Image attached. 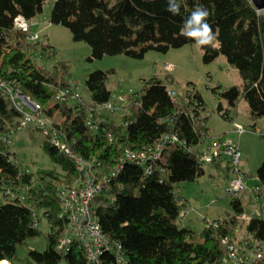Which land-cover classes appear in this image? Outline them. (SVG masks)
<instances>
[{"label":"trees","instance_id":"obj_1","mask_svg":"<svg viewBox=\"0 0 264 264\" xmlns=\"http://www.w3.org/2000/svg\"><path fill=\"white\" fill-rule=\"evenodd\" d=\"M46 2L0 0V76L42 104L74 155L46 136L44 146L61 168L38 167L34 171L23 165L10 150L23 112L0 92V190L13 193L4 194L7 200L0 202V262L10 259L15 264L22 259L37 264H90L85 249L78 245L63 254L57 250L66 222L60 216L58 192L81 173L75 155L94 159L98 174L103 175L113 171L127 147L166 141L165 158L152 173H146L141 163L127 161L111 178L109 187L97 195L96 213L110 242L122 245L130 264H222L229 241L237 240L239 252L249 257L229 264H264V258L257 257L258 251L264 255V217L250 218L244 236L238 239L236 229L243 226L239 215L244 212L239 197L233 200L232 212L209 222L201 231L182 219L186 202L178 185L205 172L200 144L210 133V113H203L206 106L202 94L191 90L183 96L177 93L176 98L162 78L152 76L135 92L131 88L125 91L128 101L118 118L96 110L114 94L111 77L115 70L110 68L89 73L86 85L91 101H78L73 91L59 98V91L70 84L69 62L58 59L51 68L41 63V55L54 54L50 44L40 40L44 50L35 49L29 32L17 28L15 22L19 14L31 20L44 10ZM179 2L180 14L173 15L167 10L168 0H56L50 20L70 27L75 39L88 41L92 46L90 58L116 53L142 57L152 48L167 51L194 42L181 33L184 21L202 5L210 13L207 22L219 45L202 46L204 59L211 61L224 54L244 78L243 88H225L222 96L235 108L244 93L252 114L264 115V9L259 10L252 0ZM172 65L167 68L175 67ZM214 90L219 91V86ZM217 109L230 117L232 107L225 109L220 102ZM91 113L93 119L102 120L87 124ZM110 133L115 134L114 139ZM166 134H176L178 140L169 142ZM258 174L264 180V159ZM35 212L47 217L52 227L46 235L47 248L42 251L29 244V237L42 233L35 224ZM112 260L114 253H106L102 264Z\"/></svg>","mask_w":264,"mask_h":264},{"label":"rangeland","instance_id":"obj_2","mask_svg":"<svg viewBox=\"0 0 264 264\" xmlns=\"http://www.w3.org/2000/svg\"><path fill=\"white\" fill-rule=\"evenodd\" d=\"M55 1L47 0L44 10L30 20L32 29L41 33L40 40L49 43V49L54 51L49 57L40 54L39 60L50 68L58 59L67 60L70 64L69 83L73 80L79 83L85 101H91V92L86 85V79L93 70L110 68L115 70L111 77V86L115 94H119L121 90L127 92L130 88L140 89L145 78L158 76L171 89L176 90L178 96L187 95L191 90L202 94L206 106L203 113H210L207 119L210 133L207 140L200 144L202 150L210 149L211 145L216 144L221 138H234L241 143L244 154L239 167L247 173L245 176L247 187L238 196L244 205V212L239 215L243 226H238L241 227L238 239L242 238L250 218L264 217V180L258 174L259 166L264 159V115L252 114L249 99L244 93L235 108L231 106L227 97L222 96L221 90L225 88L233 85H240L243 88L244 78L240 68L230 62L224 54L206 61L203 47L198 46L195 41L179 47H171L167 51L152 48L142 57L116 53L90 58L92 46L88 41L75 39L70 27L50 20ZM41 48L43 49L42 44ZM167 62L175 64V67L167 68ZM216 86H219V91L214 90ZM220 102L225 109L232 107L229 110L230 117L224 116L217 109ZM234 120L242 122L250 129L239 134L234 128ZM45 138L43 131L33 125L21 127L13 134L10 150L23 165L34 171L38 167L60 169V164L53 160L44 146ZM221 159L227 161L222 162L220 167L216 165V160L207 161L204 163L203 174L194 180L182 181L178 185L180 195L186 202L182 211V216L187 212L185 224L191 225L197 231H201L206 224L234 209L233 200L236 196L228 192V187L237 172L230 167L229 158ZM258 185L261 186L260 190H257ZM6 200L7 197L0 190V202ZM39 227L42 233L29 237V244L42 251L47 248L46 235L52 227L45 216L42 217ZM21 253L26 255L25 251ZM15 264H37V262L33 260L26 263L18 259Z\"/></svg>","mask_w":264,"mask_h":264},{"label":"built area","instance_id":"obj_3","mask_svg":"<svg viewBox=\"0 0 264 264\" xmlns=\"http://www.w3.org/2000/svg\"><path fill=\"white\" fill-rule=\"evenodd\" d=\"M15 22L17 28L29 32L31 45L35 49L41 48L39 41L42 35L39 31L32 29L30 20L25 15L19 14L16 16ZM171 66H173L172 63L167 62L166 67ZM70 91H73L78 101H84L80 85L76 80L71 81L68 86L62 88L58 93V97L64 98L70 94ZM130 91L135 92V89L131 88ZM0 92L3 95H8L12 99L14 107L23 112L20 128L33 125L41 129L53 144L66 149L70 155H74L71 149L62 142L60 131L53 125L52 119L43 111L42 104L38 100L27 96L16 83L6 80L2 76H0ZM171 94L177 98L176 90L172 89ZM133 100L138 102L137 96H134ZM127 101L125 90H121L119 94L114 93L111 100L100 103L96 110L121 118ZM92 115L91 113L90 117L88 116L86 119L87 124L93 125L102 120L101 117L95 120ZM234 123L237 131L243 132L246 130L242 123L237 121ZM110 138L114 139L115 134L110 133ZM164 138L169 142L178 140L176 134H166ZM165 143L166 141L140 148L127 147L126 151L119 157L113 171L103 175L98 174L99 166H96L97 162L94 159H86L75 155L81 173L73 183L62 186L58 192L61 204L60 216L66 219L65 231L57 242V250L60 253L63 254L69 251L73 245H78L85 249L90 264H102V257L109 252L114 253V260L110 261L109 264H130L124 254L122 245L118 242H110V239L104 233L99 216L96 213V198L104 188L109 187L111 178L119 174L127 161L141 163L146 173H152L158 167L159 162L165 158ZM225 157L230 159V166L237 172L232 178L228 192L238 197L247 187L245 182L246 173L239 167L243 157V150L239 142L231 138H221L216 142V145H211L210 149H204L201 156L204 162ZM260 189L261 186L258 185L257 190ZM35 214V224L39 225L42 216L36 212ZM236 231L239 235L240 227ZM225 240L229 241L228 238ZM229 242V251L222 264H229L231 261L241 263L249 257L239 252L236 241ZM257 257L264 258L262 251H258Z\"/></svg>","mask_w":264,"mask_h":264},{"label":"clouds","instance_id":"obj_4","mask_svg":"<svg viewBox=\"0 0 264 264\" xmlns=\"http://www.w3.org/2000/svg\"><path fill=\"white\" fill-rule=\"evenodd\" d=\"M168 5L167 10L170 13L173 15L180 14L179 0H168ZM209 15L210 13L207 8L202 5L197 6L194 11H192L190 16L184 21V27L181 34L186 37L193 38L198 46H211L213 48L218 47L219 45L216 40V35L213 34L212 27L207 22ZM1 191L3 194L8 193L3 190ZM9 195H13V193H9ZM4 264H7V262H4Z\"/></svg>","mask_w":264,"mask_h":264},{"label":"crops","instance_id":"obj_5","mask_svg":"<svg viewBox=\"0 0 264 264\" xmlns=\"http://www.w3.org/2000/svg\"><path fill=\"white\" fill-rule=\"evenodd\" d=\"M134 89V88H133ZM235 121H237V120H234L233 121V124H234V128H235V130L237 131V129H236V126H235ZM237 122H240V121H237ZM240 123H242V122H240ZM243 124V123H242ZM245 127H246V130L245 131H247V130H249L250 128L249 127H247L245 124H243ZM245 131H243V132H239V131H237L239 134H243V133H245ZM232 139H234V138H232ZM235 140V139H234ZM239 142V141H238ZM239 144H241L240 142H239ZM214 145H216V144H214ZM213 146V145H212ZM241 146V145H240ZM242 148V147H241ZM243 150V149H242ZM243 154H244V152H243ZM224 161H227V160H225V159H217L215 162H216V165L218 166V167H220L221 165H222V162H224ZM247 174V173H246ZM244 206V205H243ZM234 210V209H233ZM232 210V211H233ZM187 215V212H185V215L184 216H182V219L184 220V222H185V219H186V216ZM9 260V264H12L11 263V260L10 259H8Z\"/></svg>","mask_w":264,"mask_h":264},{"label":"water","instance_id":"obj_6","mask_svg":"<svg viewBox=\"0 0 264 264\" xmlns=\"http://www.w3.org/2000/svg\"><path fill=\"white\" fill-rule=\"evenodd\" d=\"M259 10L264 9V0H252Z\"/></svg>","mask_w":264,"mask_h":264},{"label":"bare ground","instance_id":"obj_7","mask_svg":"<svg viewBox=\"0 0 264 264\" xmlns=\"http://www.w3.org/2000/svg\"><path fill=\"white\" fill-rule=\"evenodd\" d=\"M4 262H7V264L10 263L8 259H3V260L0 262V264H4Z\"/></svg>","mask_w":264,"mask_h":264}]
</instances>
